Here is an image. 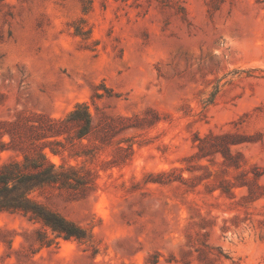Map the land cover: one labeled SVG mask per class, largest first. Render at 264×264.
Instances as JSON below:
<instances>
[{"label": "rangeland", "instance_id": "1", "mask_svg": "<svg viewBox=\"0 0 264 264\" xmlns=\"http://www.w3.org/2000/svg\"><path fill=\"white\" fill-rule=\"evenodd\" d=\"M95 93L140 120L96 192L46 204L97 253L0 213V264H264V0H0V120Z\"/></svg>", "mask_w": 264, "mask_h": 264}, {"label": "trees", "instance_id": "2", "mask_svg": "<svg viewBox=\"0 0 264 264\" xmlns=\"http://www.w3.org/2000/svg\"><path fill=\"white\" fill-rule=\"evenodd\" d=\"M100 98L95 93L91 100L95 115L89 104L78 103L59 118L18 112L0 120V159L2 153H10L0 164V213L37 224L32 232L40 246L74 240L88 244L93 249L92 256L97 253L92 234L49 208L46 200L53 191L67 193L74 199H84L96 192L99 169L115 163L102 159L101 153L113 146L125 150L114 137L135 127L126 125L127 122L140 118L107 117L94 103ZM50 156L58 157L60 162L53 163ZM157 257L153 255L150 264H157Z\"/></svg>", "mask_w": 264, "mask_h": 264}]
</instances>
